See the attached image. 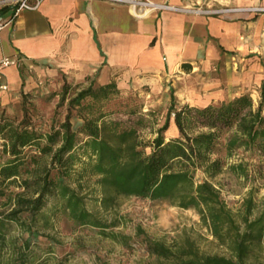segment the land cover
<instances>
[{"label": "trees", "instance_id": "16d2710c", "mask_svg": "<svg viewBox=\"0 0 264 264\" xmlns=\"http://www.w3.org/2000/svg\"><path fill=\"white\" fill-rule=\"evenodd\" d=\"M259 92L257 105L250 92L192 105L178 104L172 89L161 118L158 110L145 111L138 97L124 95L115 79L87 86L65 79L55 93V113L45 119L23 81L22 115L0 109V199L7 208L0 211V264L41 263L36 246L48 235L41 229L64 218L127 245L128 236L110 230L121 218L105 220L89 207L93 200L108 211L122 196L195 209L227 252L203 251L187 232L173 243L144 236L160 264H264L258 258L264 208L253 217L256 202L250 196L244 212H235L212 181L225 170L249 177L246 162L229 163L240 150L264 160V78ZM63 110L64 119L58 118ZM173 123L177 134L167 137ZM147 128L149 138L143 135Z\"/></svg>", "mask_w": 264, "mask_h": 264}, {"label": "crops", "instance_id": "0c3cea01", "mask_svg": "<svg viewBox=\"0 0 264 264\" xmlns=\"http://www.w3.org/2000/svg\"><path fill=\"white\" fill-rule=\"evenodd\" d=\"M0 11L8 22L0 58L23 62L5 71L6 112L20 102L23 81L36 93L65 79L83 86L133 79L166 85L181 104L216 103L239 82L234 70L264 54V0H44L16 17L0 0ZM170 129L177 134L174 123Z\"/></svg>", "mask_w": 264, "mask_h": 264}, {"label": "rangeland", "instance_id": "374dc122", "mask_svg": "<svg viewBox=\"0 0 264 264\" xmlns=\"http://www.w3.org/2000/svg\"><path fill=\"white\" fill-rule=\"evenodd\" d=\"M250 58L247 64L243 63L242 67L234 70L239 82L227 88L226 99L241 92H250L257 105L260 100L259 86L264 78V54L252 55ZM215 72L219 70H212L213 74ZM194 78L193 80L196 81L203 80L202 76ZM132 80L125 85L119 84L124 95L138 97L143 102L145 111L158 110L162 118L171 102V89L166 85L161 87L150 84L140 85ZM43 87L44 89L39 92H31V103L40 115L50 119L59 101V96L55 93L61 86L50 87L46 83ZM177 102L181 104L178 98ZM7 110L10 114L21 116L22 97L17 106L10 104ZM64 117L63 110L58 118L64 119ZM74 122L79 123L77 120ZM172 133V129H169L166 136L169 137ZM143 135L147 138L151 137L150 128L145 129ZM1 144L0 139V146ZM241 161L246 162L249 177H241L230 170H225L212 181L222 190L225 200L235 212L243 213L246 199L252 196L256 202L252 215L255 217L264 208V160L251 158L247 152L240 150L229 160V163ZM196 178L198 181H203L206 176L202 171H198ZM3 201L0 199V211L7 209ZM89 207L108 221L119 216L120 224L110 230L128 236V244L106 237L97 228L75 227L64 218L59 222H53V225L47 229H41L48 235L39 238L41 246H36V250L40 253L42 262L37 264H160L161 261L148 252L143 243L144 236L173 243L181 240L186 232L198 239L203 251L227 253L226 249L208 233L200 221L199 214L193 208H180L163 199L124 196L119 197L115 208L108 211L102 209L99 203L93 200L89 202ZM139 229L144 231L142 236ZM18 232L17 227H14L12 235H17ZM258 251L260 253L258 258L264 262V238Z\"/></svg>", "mask_w": 264, "mask_h": 264}, {"label": "built area", "instance_id": "2783aa9c", "mask_svg": "<svg viewBox=\"0 0 264 264\" xmlns=\"http://www.w3.org/2000/svg\"><path fill=\"white\" fill-rule=\"evenodd\" d=\"M44 0H6L7 5H11L14 8V17L18 16L24 9H37ZM13 19V18H12ZM11 19V20H12ZM9 20V22L11 21ZM0 18V30L7 24ZM23 65L22 60L16 57H2L0 58V97L2 92L9 90L8 83L4 80L5 71L11 66L21 67Z\"/></svg>", "mask_w": 264, "mask_h": 264}, {"label": "bare ground", "instance_id": "6f19581e", "mask_svg": "<svg viewBox=\"0 0 264 264\" xmlns=\"http://www.w3.org/2000/svg\"><path fill=\"white\" fill-rule=\"evenodd\" d=\"M151 6H152V5H151ZM154 8H155V7H154ZM158 9H159V8H158ZM145 10H146V9H145ZM153 10H154V9H153ZM153 10H152V11H153ZM150 11H151V10L148 9V10L146 11V13H149ZM146 16H147V15H146ZM148 16H149V15H148Z\"/></svg>", "mask_w": 264, "mask_h": 264}]
</instances>
